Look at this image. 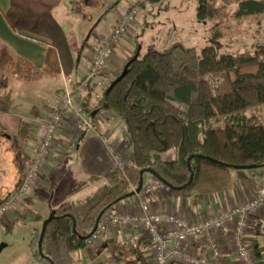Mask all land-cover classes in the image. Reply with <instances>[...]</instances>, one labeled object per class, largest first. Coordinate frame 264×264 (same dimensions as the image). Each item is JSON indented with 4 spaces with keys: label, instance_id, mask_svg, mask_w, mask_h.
<instances>
[{
    "label": "trees",
    "instance_id": "1",
    "mask_svg": "<svg viewBox=\"0 0 264 264\" xmlns=\"http://www.w3.org/2000/svg\"><path fill=\"white\" fill-rule=\"evenodd\" d=\"M65 1L11 0L4 15L10 30L48 41V50L44 66L39 69L2 46L0 83L6 73L38 82L58 78L63 72L69 77L75 71L67 34L54 14ZM100 1L111 2V10L125 0ZM162 1L145 0L136 5L143 10L148 4ZM196 1L199 22L216 19L218 12L209 0ZM261 16L264 0L237 4V19ZM228 35L226 28L210 34L213 44ZM139 45L126 63L127 73L106 99L109 110L125 123L133 166L124 171L115 167L93 177V181L106 179L108 183L85 199L67 201L53 209L43 239L38 229L31 237L30 251L38 264H74V253L86 248V239L101 216L133 197L134 189L141 184L142 172L164 181L172 196L184 198L192 193L230 191L235 185V171L264 168V125L245 116L249 109L264 106V44L254 53L240 54H222L216 45L199 50L176 42L163 51L153 44L143 45L138 51ZM219 118L226 119L225 126L215 129L210 123ZM19 137H29L28 123L22 125ZM171 150L176 151V159L164 160L163 154Z\"/></svg>",
    "mask_w": 264,
    "mask_h": 264
},
{
    "label": "crops",
    "instance_id": "2",
    "mask_svg": "<svg viewBox=\"0 0 264 264\" xmlns=\"http://www.w3.org/2000/svg\"><path fill=\"white\" fill-rule=\"evenodd\" d=\"M82 1L86 5L91 4V6L105 8V16L102 15L104 17L95 29L96 33L94 34V31V35L91 34L86 45H84L86 40H82L83 46L80 52L75 54L72 50L76 68L69 77L65 72L58 78H49L38 82L25 81L12 73H6L2 77L0 83V205L24 181V162L33 149L36 137L42 132L40 123L48 120L52 112L60 105L67 85L78 83L84 78L91 65L93 52L112 33L121 16L132 5L145 0H125L111 10H109L111 2ZM10 2L11 0H0V48L6 45L14 55L26 59L41 69L45 63L48 41L27 33L17 35L10 30L4 19V15L10 9ZM64 3L54 13L62 26V19L69 17L67 15H78V12L69 11L71 4L65 6ZM138 24H133L132 28L134 29L129 31L133 33ZM104 25L106 27L101 29ZM127 35L122 37L118 46L115 47L114 57L107 67L114 80L126 67L129 59L127 57L131 53L133 55L135 53L132 44L134 35L131 33L129 36ZM141 48L143 45L140 44L138 51ZM49 81L51 83H46L43 86L38 85ZM55 81H59V83H53ZM252 110L250 113L249 110L246 111L245 116L264 125V107L260 106ZM70 120V115L66 114L65 123L57 133L58 144L49 151L46 166L38 175L32 192L15 212L0 222V248L3 247L0 252V257L2 256L0 261H3V264H38L32 258L29 247L34 230L38 229L42 233L45 221L51 217L53 209L59 205L67 201L85 199L107 185L106 179L91 180L93 177L115 168L114 158L103 142V136L110 139V143L114 145L125 165L133 166V153L126 139V126L122 118L115 112L110 110L107 116L95 122L96 129H85L77 147L73 150L67 146L71 131ZM24 123L29 124L28 138L19 137ZM225 123V118H219L211 121L210 124L217 129L223 128ZM23 141H27L25 146ZM163 158L169 162L174 161L176 151L171 150L163 154ZM153 177L155 176L147 174L144 176V181ZM263 180L264 168L238 169L234 172L235 185L230 191L211 195L192 193L184 198L160 191L151 198L150 204L154 211H173L194 222L199 217L206 215L207 212L217 214L223 209L247 200L253 196ZM137 207L138 198L133 196L123 200L114 208L134 211ZM252 221L255 228L253 232L258 236V240H261L256 229L264 226V211L255 216ZM7 235H10V241L5 240L8 238ZM217 237L223 244L228 264H239L231 245V230L219 233ZM254 240L257 242H254L253 247L261 244L257 239ZM190 247L196 252H200L202 249L199 241L196 240L190 243ZM131 249L133 252L126 255L125 250L131 251ZM254 252L256 253L255 250ZM73 256L74 264H91L93 262L95 264L153 263L150 244L137 227L107 231L102 243L93 248L77 251Z\"/></svg>",
    "mask_w": 264,
    "mask_h": 264
},
{
    "label": "built area",
    "instance_id": "3",
    "mask_svg": "<svg viewBox=\"0 0 264 264\" xmlns=\"http://www.w3.org/2000/svg\"><path fill=\"white\" fill-rule=\"evenodd\" d=\"M141 14L142 9L134 4L121 16L112 33L93 52L91 65L84 78L78 83L67 85L60 105L48 120L40 123L42 132L36 137L33 149L24 162V181L0 205V222L15 212L32 192L38 175L46 166L49 151L58 144L57 133L65 123L66 114L71 118L67 146L72 150L77 147L85 129H96L95 122L109 114L104 98L114 79L107 67L114 57L115 47ZM102 140L114 158L115 167L124 171L127 166L110 139L103 136ZM160 191L171 195V189L164 181L157 177L145 180L141 191L134 195L138 198L137 209L107 210L101 216L97 228L86 239V248L102 243L107 231L137 227L150 244L152 264H228L223 244L217 235L231 230V245L238 263L260 264L247 236L252 219L264 211V180L247 200L217 214L207 212L194 222L173 211H154L150 201ZM194 240L199 241L202 248L200 252L190 247Z\"/></svg>",
    "mask_w": 264,
    "mask_h": 264
},
{
    "label": "rangeland",
    "instance_id": "4",
    "mask_svg": "<svg viewBox=\"0 0 264 264\" xmlns=\"http://www.w3.org/2000/svg\"><path fill=\"white\" fill-rule=\"evenodd\" d=\"M209 1L215 7L218 14L216 19L205 22H199L196 18L199 6L196 0H164L155 5L148 4L134 23V25L139 23L137 28H135L133 33L129 31L127 36L130 33L134 35L132 44L135 50L138 43L144 46L154 43L153 45L158 50L163 51L176 42H182L187 47H195L199 50L206 46L216 45L222 54H240L244 52L254 53L259 45L264 44V16L239 20L235 17V13L237 4L243 0ZM70 4L72 6L69 8V11L73 13L78 12V15H67L69 17L62 19V22L70 47L76 54L80 52L83 46L82 40H86L84 42V45H86L88 38L91 36L90 30L101 19L105 13V8H98L91 6V4L86 5L82 0H66L64 3L65 6H69ZM105 27L106 25L101 29ZM132 27L130 30L134 29ZM224 28L228 29L230 35L222 37L217 41V44H213L210 36L211 32ZM132 55L133 53L127 58L130 59ZM208 78L214 84L216 83L211 76ZM46 83L51 82H43L38 85L43 86ZM53 83L58 84L59 81ZM252 111V109H249V113ZM205 129L206 126L204 124L201 131L202 138ZM8 180L10 181L11 178L9 177ZM257 228L256 232L260 235L261 240H258V236L253 232L255 230L253 225L250 226L247 238L249 245L258 254L259 263L264 264V226ZM7 237L5 240L10 241V235H7ZM254 239H257L261 244L253 247L254 242H257ZM125 252L126 255H130L133 250H125ZM120 258L122 259L123 257ZM0 264H3V261H0Z\"/></svg>",
    "mask_w": 264,
    "mask_h": 264
},
{
    "label": "water",
    "instance_id": "5",
    "mask_svg": "<svg viewBox=\"0 0 264 264\" xmlns=\"http://www.w3.org/2000/svg\"><path fill=\"white\" fill-rule=\"evenodd\" d=\"M138 55H139V52L135 55V58L134 59H136L137 57H138ZM128 66L129 65H126V67H125V69H124V71H123V73L110 85V87L108 88V91L106 92V95H105V98H104V100H105V102H106V99H107V96H108V94H109V92L111 91V89L115 86V84L118 82V81H120L124 76H125V74L127 73V71H128ZM252 167H250L249 169H251ZM144 174H145V172H142V179H141V184H140V186L138 187V189H136L135 191H133V196L136 194V193H138V192H140L141 191V189H142V186H143V183H144ZM192 180V179H191ZM182 188H185V187H182ZM53 217V213H52V215H51V217L47 220V221H45V223H44V228H43V231H42V237H41V240L43 239V236H44V233H45V228H46V225H47V223L49 222V220L51 219ZM100 220V219H99ZM99 222V221H98ZM98 225V224H97ZM96 228H97V226H96ZM95 228V229H96ZM74 232H76V230L74 229ZM2 249H3V247H1L0 248V252L2 251Z\"/></svg>",
    "mask_w": 264,
    "mask_h": 264
}]
</instances>
